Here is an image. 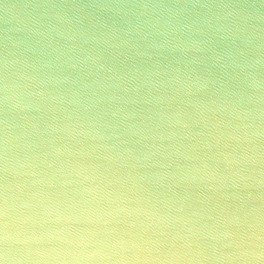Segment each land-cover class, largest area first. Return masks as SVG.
<instances>
[{"label": "clouds", "instance_id": "obj_1", "mask_svg": "<svg viewBox=\"0 0 264 264\" xmlns=\"http://www.w3.org/2000/svg\"><path fill=\"white\" fill-rule=\"evenodd\" d=\"M0 264H264V0H0Z\"/></svg>", "mask_w": 264, "mask_h": 264}]
</instances>
